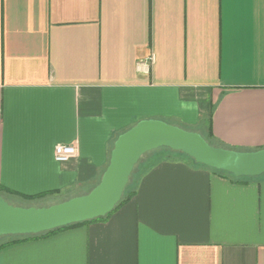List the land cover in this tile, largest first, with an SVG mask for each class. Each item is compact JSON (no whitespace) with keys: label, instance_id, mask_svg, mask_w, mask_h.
<instances>
[{"label":"crops","instance_id":"obj_1","mask_svg":"<svg viewBox=\"0 0 264 264\" xmlns=\"http://www.w3.org/2000/svg\"><path fill=\"white\" fill-rule=\"evenodd\" d=\"M164 118L264 148V0H0L2 193L86 194L119 135ZM59 143L77 156L57 161ZM159 153L108 218L6 245L0 264H264V174Z\"/></svg>","mask_w":264,"mask_h":264},{"label":"water","instance_id":"obj_2","mask_svg":"<svg viewBox=\"0 0 264 264\" xmlns=\"http://www.w3.org/2000/svg\"><path fill=\"white\" fill-rule=\"evenodd\" d=\"M161 147L182 151L198 163L237 177L264 174V148L215 146L198 132L160 119H144L119 135L100 182L90 192L49 207L27 208L9 204L0 193V236L39 234L105 216L121 200L142 156Z\"/></svg>","mask_w":264,"mask_h":264},{"label":"trees","instance_id":"obj_3","mask_svg":"<svg viewBox=\"0 0 264 264\" xmlns=\"http://www.w3.org/2000/svg\"><path fill=\"white\" fill-rule=\"evenodd\" d=\"M213 139H214V136H213V133H212V126H210L209 128V132H208V135L206 137V140L209 142V143H214L213 142ZM159 152L161 151H167L169 152V154H180V153H183V154H186L182 151H176V150H173L171 148H168V147H161V148H158ZM243 150H246V149H243ZM248 150V149H247ZM155 150H152V152H154ZM157 152V154L159 153ZM150 152H147L145 155L142 156V158L140 159V161L138 162V164L135 166L134 168V171L132 172L131 174V177H130V181L129 183L127 184L126 188H125V191L123 193V196L121 198V200L117 203V205L115 206V208L109 212L108 214H106L105 216H100L98 218H94V219H91V220H87V221H83V222H78V223H73V224H70V225H67V226H64V227H59V228H56V229H53V230H49V231H46V232H42V233H39V234H30V235H6L5 237H8V239L6 240H3L0 242V248L6 246V245H9V244H13V243H16V242H20V241H24V240H30V239H36V238H41V237H44V236H47V235H50L54 232H57L59 230H62V229H65V228H68V227H72V226H75V225H79V224H82V223H86V222H91V221H98V220H105L106 218H108L114 211H116L120 206H122L124 203L128 202L136 193H137V184L140 180V178L143 176V174L148 170L150 169V167H152L153 165L156 164L157 161L161 160V159H155L153 160L149 166H147L145 169L142 168V165L144 163L145 160H148L147 158H150V156H147V154H149ZM188 155V154H187ZM156 155H153L152 154V157H154ZM192 158V157H191ZM201 164V163H199ZM203 165V164H202ZM205 166V165H204ZM213 170L221 173V174H224L226 176H230V178H234L233 180H236V181H245L246 178H250V177H237L235 175H233L232 173L230 172H227V171H223V170H220V169H216V168H212ZM138 172V180L136 182V184L133 186V187H129L130 184H131V181L132 179H134V176L136 175V173ZM3 191H6L2 186H0V193L2 194ZM25 197H29V196H25Z\"/></svg>","mask_w":264,"mask_h":264},{"label":"rangeland","instance_id":"obj_4","mask_svg":"<svg viewBox=\"0 0 264 264\" xmlns=\"http://www.w3.org/2000/svg\"><path fill=\"white\" fill-rule=\"evenodd\" d=\"M164 119L165 120H163V121H166L170 124L179 126V127L183 128L185 130H188V131L198 132V133L202 134L205 138L207 137L205 134L206 128L204 126V123L201 121L197 124H186V123H183V122L176 120L174 118H164ZM213 145H215V144H213ZM235 149H238V148H235ZM157 152H159V150L155 149L154 152L150 151V153L147 154V156H150V158H147L148 160L144 161V163L142 165L143 169H145L147 166H149L153 160H155V159L158 160V159H161L162 157H164L163 154H161V153L157 154ZM152 154L156 155V156L152 157ZM178 155H179V153H178ZM180 155L183 156L184 158H187V159L190 158L191 159V157L187 154L180 153ZM137 176H138V172L134 176V179H132L131 184L129 186L130 188L136 184V182L138 180ZM261 176H263V175H261ZM255 177H257V176H255ZM2 195L9 204H11L13 206H18V207H24V208H27V207H49V206H52L54 204L62 203L63 201H65V200H63V198H58V200H56V198H53V197H46V198H42V199H35V198L29 199V198H24V197H19V196L6 195L4 193H2ZM5 236L6 235L0 236V242L8 239V237H5Z\"/></svg>","mask_w":264,"mask_h":264},{"label":"built area","instance_id":"obj_5","mask_svg":"<svg viewBox=\"0 0 264 264\" xmlns=\"http://www.w3.org/2000/svg\"><path fill=\"white\" fill-rule=\"evenodd\" d=\"M55 159L59 162H67L77 156L78 147L76 144L59 143L55 146Z\"/></svg>","mask_w":264,"mask_h":264}]
</instances>
